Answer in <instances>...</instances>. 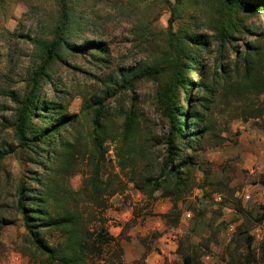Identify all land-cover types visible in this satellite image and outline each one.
<instances>
[{
  "label": "rangeland",
  "instance_id": "obj_1",
  "mask_svg": "<svg viewBox=\"0 0 264 264\" xmlns=\"http://www.w3.org/2000/svg\"><path fill=\"white\" fill-rule=\"evenodd\" d=\"M95 1L87 8L95 24L83 27V33L103 43L104 51L98 54L89 47L67 53L66 61L56 63L40 91L44 101L38 99L32 118L38 127L74 115L60 129L73 143V155L59 181L65 200L83 212L84 227L93 236L85 264H184L189 253L199 264H242L249 252L251 259L256 257L253 264H264L260 256L264 219L259 221L264 214V114L248 117L249 110L264 107V95L242 96L235 89L242 78L241 59L247 45L261 48L257 68L264 75V16L243 15L255 31L220 49L208 20L226 6L219 0H171L178 7L174 28L184 25L204 35L202 70L207 79L216 73L220 77L208 99L210 130L200 143L180 152V161L188 164L177 198L173 186L152 191L147 180L159 176L168 156L170 126L155 104L156 84L145 80L135 89L121 86L125 75L132 78L136 69L166 52L163 38L171 10L158 0H138L139 14L128 16L114 6V0ZM52 10L51 0H0V264H48L27 233L18 190L24 185L31 196H37L42 187L32 177L49 179L45 168L57 169L60 163L50 154L46 166L35 164L36 159L27 157L19 146L16 129L30 74L36 68L34 38L43 33ZM137 16L141 20L134 21ZM142 23L151 32L149 41L140 38ZM218 60L227 72L217 67ZM189 74L195 82L188 103L192 110L202 94L201 77L195 70ZM101 107L106 148L99 165L103 189L93 198L84 190L94 168L93 119ZM130 111L137 125L125 144L124 122ZM48 207L50 214H56L53 201ZM42 234L50 244L65 242L59 230L45 229ZM248 234L254 237L251 249Z\"/></svg>",
  "mask_w": 264,
  "mask_h": 264
},
{
  "label": "trees",
  "instance_id": "obj_2",
  "mask_svg": "<svg viewBox=\"0 0 264 264\" xmlns=\"http://www.w3.org/2000/svg\"><path fill=\"white\" fill-rule=\"evenodd\" d=\"M101 1V0H99ZM160 5L171 10L169 24L164 35V46L166 52L162 58L154 61L152 64L140 66L133 72L132 78L125 75V81L121 86L135 89L137 83L145 80H152L156 84L154 99L157 108L162 112L169 122L170 131L167 137L168 156L160 169L159 176L153 179H147L152 185V191L159 188L173 186L175 188V197L179 198L180 189L185 184L184 168H187L188 162L184 159L180 161L181 151L185 147H192L194 143H200L210 130L206 113L210 109L208 103L209 96L216 91V83L220 77L215 74L212 79H207L202 70V62L199 60L205 49L207 40L204 35L190 30L184 25L178 29L174 28V21L177 16L178 7L171 0H158ZM225 6L226 10H220L214 17V13L208 20V27L215 31L216 42L220 49L230 48L234 45V40L238 37L254 32V26L248 24L243 15L264 16V0H219ZM97 0L94 2L96 3ZM115 7L128 16L139 14L140 3L138 0H114ZM30 5V2H26ZM91 0H51L52 12L45 23L40 36L34 38L35 49V69L30 74L27 94L23 100L22 108L17 124V139L19 146L28 155L30 159H36L35 164L46 166V155L50 154L54 162H59L57 169L53 166L45 168V174H49L44 179L42 177H32L37 179L42 187L40 194L31 196L26 186L22 185L18 190V208L22 214L23 222L27 233L35 244L36 248L47 257L48 264H85L86 255L93 244L92 233L84 227L87 220L77 207H71L65 200V189L59 181L64 178L62 169H67L71 165L73 155V143L66 140L61 135V130L74 117L64 115L61 119H54L50 124L35 126L32 118L38 99L44 101L41 89L45 83L50 81L55 65L58 62L66 61L67 53L77 54L85 52L89 47L100 54L104 51L103 43L87 39L84 35L83 27L95 24L90 13L87 12ZM127 4V8L124 6ZM141 20L138 16L134 20ZM140 30L141 40L149 41V30L146 24L142 23ZM83 40V42H79ZM261 48L256 45H247L243 53L242 65L243 74L236 85V93L247 96L254 94L264 95V75L260 73L257 66V60L261 54ZM237 53V49H233ZM165 63V65L163 64ZM226 68L220 60L217 67ZM195 70V74L200 75V89L202 94L196 98V104L191 110L190 101L191 90L195 82L189 74ZM239 73V72H238ZM32 85V86H30ZM103 101V100H102ZM100 100L99 103L102 104ZM45 105H42L43 109ZM39 113V112H38ZM103 109L98 108L95 111L93 119L94 137H93V172L85 180L84 190L89 197L98 196L102 188V181L99 178L100 162L105 156L104 147V127L102 120ZM264 114V107L260 109L249 110L248 117L258 118ZM190 121L187 124V121ZM137 125V119L134 111L127 113L124 122L123 142L128 143L134 135ZM192 126V127H191ZM57 144L60 146L58 150ZM178 160V164L175 162ZM32 161V160H31ZM163 179V181H161ZM148 183V184H149ZM264 185V179H261ZM107 185V184H106ZM105 186L104 189H106ZM79 193V191L77 192ZM53 201L56 205V214H50L49 203ZM90 219V218H89ZM264 219V214L259 221ZM45 229L59 230L65 242L59 245L50 244L43 237L42 231ZM239 231L241 228L239 227ZM246 231V230H245ZM108 235V234H107ZM254 237L248 234L247 247L251 249ZM248 254L247 264L256 263V257L250 258ZM261 261L264 262V242L260 246ZM245 262L242 264H246ZM184 264H199L194 254L184 255Z\"/></svg>",
  "mask_w": 264,
  "mask_h": 264
}]
</instances>
